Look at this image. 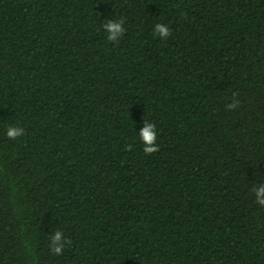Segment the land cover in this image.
I'll use <instances>...</instances> for the list:
<instances>
[{"label":"trees","instance_id":"trees-1","mask_svg":"<svg viewBox=\"0 0 264 264\" xmlns=\"http://www.w3.org/2000/svg\"><path fill=\"white\" fill-rule=\"evenodd\" d=\"M261 183L264 0H0V264H264Z\"/></svg>","mask_w":264,"mask_h":264},{"label":"clouds","instance_id":"clouds-1","mask_svg":"<svg viewBox=\"0 0 264 264\" xmlns=\"http://www.w3.org/2000/svg\"><path fill=\"white\" fill-rule=\"evenodd\" d=\"M101 26L107 34V40L110 42H118L125 32L122 20H108ZM154 33L161 39H167L171 34L168 26L164 23H157L154 27ZM238 105L239 101L233 99V102L227 104L226 108L234 109ZM24 134L25 130L15 125H9L6 131V135L10 140L23 136ZM138 136L144 145L143 152L146 155H150L159 150L158 146H154L156 141V127L154 123L145 120L144 127L140 130ZM253 191L256 195L255 202L264 206V183H261L259 187L254 188ZM50 239L52 243L49 245V249L54 255H61L64 245L70 243V241L64 238V233L60 230H56Z\"/></svg>","mask_w":264,"mask_h":264}]
</instances>
